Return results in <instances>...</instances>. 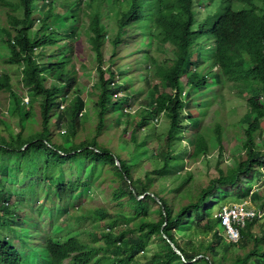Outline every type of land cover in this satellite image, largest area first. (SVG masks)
Instances as JSON below:
<instances>
[{
    "label": "trees",
    "instance_id": "1",
    "mask_svg": "<svg viewBox=\"0 0 264 264\" xmlns=\"http://www.w3.org/2000/svg\"><path fill=\"white\" fill-rule=\"evenodd\" d=\"M59 4L63 11L57 10ZM0 9L5 14L0 41L12 70H0V92L11 95L19 124L14 132L0 117V129L8 132L0 133V160L9 161L0 164V264H264V218L249 219L237 242L224 240L208 219L227 197L228 203L260 198L253 179L264 175V0H0ZM79 12L90 19L86 33L96 59L93 108L80 94L86 85L77 87L71 65L75 41L83 33ZM106 39L112 54L105 68ZM125 44H137L129 48V57L145 55L142 72L141 58L135 59L137 82L129 68L123 75ZM14 74L27 89L28 104L15 90ZM122 89L129 92L116 98ZM74 92L77 100L68 118L60 106ZM225 93L246 107L239 120L246 124L239 137L245 153L229 164L223 162L224 140L239 124H226ZM83 111L96 116V125L93 135L78 142L86 123ZM162 116L167 129L159 132L154 120ZM114 124L122 127L117 144L100 141ZM144 148L155 164L141 176L136 172ZM213 148L219 150L217 174L197 181L183 158L197 162ZM85 167L109 179L119 206L112 209L116 214L97 209L95 216L107 219L108 229L95 234L94 242L83 241V231L75 228L85 219L75 213L66 222L61 216L68 206L57 208L65 199L80 204L89 197L90 189H83L90 180L80 179ZM12 173L21 177L16 183L25 187L23 192L7 191L14 185L8 182ZM35 203L34 211L21 207ZM49 212V221L39 219ZM61 222L73 229L67 231ZM215 223L223 227L218 217ZM205 227L214 230L207 242L198 239ZM152 237L157 248L148 254L146 241ZM141 252H146L142 260Z\"/></svg>",
    "mask_w": 264,
    "mask_h": 264
},
{
    "label": "rangeland",
    "instance_id": "2",
    "mask_svg": "<svg viewBox=\"0 0 264 264\" xmlns=\"http://www.w3.org/2000/svg\"><path fill=\"white\" fill-rule=\"evenodd\" d=\"M57 10L59 11H63V7L62 5H58L57 6ZM4 11L0 9V24H1V20L4 19ZM78 23H80L81 27L83 28V33L81 34L80 38L78 41H75V49L73 50V53L71 54V65L75 66V70L77 71L78 74V82H77V87H81L86 85L84 92L80 93L82 95V97L84 98V100H88V104L90 106V108L94 107V101L96 99V94L93 93V84L97 81V71H96V59H95V55L91 50L90 47V43L88 41V34L86 33L87 31V25L89 23L88 18H84L82 16V12H79L76 16ZM39 24V21L37 20L35 22V28H37ZM61 27L63 26V23H60ZM0 38L3 39L4 37H2L1 33H0ZM108 39H106V49L104 52V59H105V68L108 65V60L111 57V51L109 49L108 46ZM4 42L0 41V70H9L10 72H12L11 69H8L7 64L5 63L8 56H9V52L8 50H6L4 48ZM137 47V44H132L130 46L128 45H124L125 51H122L120 54L121 56L124 58L121 61V64L123 66H125L126 71L125 73H123L124 77L128 76L129 73L128 70L130 69V75L135 78L134 81H136V76L138 73V69H137V64H136V58L139 57L142 60V63L140 65V70L141 72L144 70V65H145V55L143 54V56L140 54H136L133 53L132 55H130V57L127 55V52L129 51V48L135 49ZM131 63V67L129 66V64ZM129 68V69H128ZM106 77H108V74L106 73L105 75ZM119 78V77H118ZM118 78L116 81H118ZM53 81L50 79L49 83H52ZM13 84L15 87V90L17 91V94L21 97V99L28 104L29 102V97H28V93H27V89L24 88V86L21 83L20 77L16 76V74L13 75ZM138 84V83H137ZM129 91H125L124 89H122L120 92L117 93V97H122L123 94L128 93ZM226 98L228 99L227 101V111L225 113V117H226V124L230 125V124H239V120L240 118L246 113V107L243 103H241V100L237 97L234 96L233 94H229V93H225ZM77 95L76 92L71 93L70 98L67 101H63L61 103L60 109L61 111L65 112V114L67 115L68 118H70L74 104L77 100ZM122 104H124L122 102ZM124 105H128V103L125 102ZM138 103L134 106V108L136 109L138 107ZM36 113H37V118L40 119L39 116V108L38 106H36L35 108ZM82 118H84L86 120L85 123V127L83 129H81L79 131V137H78V142L81 140L86 139L87 137L93 135L92 130L94 129L95 125H96V116L91 113L90 116L86 115V111H83L82 113ZM0 117H2L3 119L7 120L10 124H11V130H13L14 132H17L19 130V124H18V115H17V111L14 109V101L11 97V95L8 92L5 91H1L0 92ZM89 117V118H88ZM212 118V114L206 118V122H209ZM56 119L55 115H51L50 121L53 122ZM115 122V121H114ZM155 124H156V128L157 131L159 132H163L167 129V121L165 119L164 116L162 117H158L155 118L154 120ZM246 124H239V127H231L228 132H227V136L224 140V146H225V153L223 156V162L229 164L233 161V159L235 158H242L244 156V150L242 149V144L239 140V137L241 136L242 133V126H245ZM241 126V127H240ZM262 126L264 128V119L262 120ZM66 126L63 125V129H62V133L64 132V139L65 140H69L70 136H68V133L66 132ZM131 130V129H130ZM0 133L3 135H8V132L5 131V129L2 127V129H0ZM122 133V127H117L116 124H114V127L111 128L110 130H108L107 132H105L103 135H101L99 137V140L102 142L107 143L108 140H113V144L116 145L117 142L120 139V134ZM71 139V138H70ZM150 143V142H149ZM146 149L144 148L143 150V154L140 156V161L142 162V168L140 171L136 172V175H141L143 176L144 173L147 170H152L155 164V161H153L152 159L148 158L146 155ZM218 156H219V150L217 148H213L211 153L209 154V156L207 157H201L197 162H192L190 161L188 158H183V162L184 164L189 168L192 169L197 181L203 182L205 183L206 181H208L209 177L214 176L215 174H217V161H218ZM8 160H0V164L3 165L4 163H8ZM1 168V167H0ZM65 170H68V167L66 165ZM264 170V169H263ZM15 172V171H13ZM96 175H93L94 171L90 168V167H85L82 171V175H81V180H86L89 179L90 180V184H88V186L84 187V191H86L87 193V188L90 189V195L89 197H84V200H82L80 202V204L82 206L78 207L80 204H70V200L65 199L63 201V203L59 204L57 206V208L62 207V208H67L68 206V212H62V216L61 219H65L69 216V215H74L75 213H77L79 215V218L81 219H85L83 220L81 223H78V226H75V228H78V230H82L83 232L79 233L81 234V239L83 241L86 242H94L95 238L94 235L98 234V237L102 236L103 232H107V224L106 221L107 219H99L97 216H95L97 209L101 208H106L110 211V213L112 212V209L119 207L116 204V200L113 199L112 195H111V191L112 189H110V182L109 179H106L104 177V175L98 171H96ZM98 173H100L101 175H98ZM68 178V177H66ZM75 178V177H73ZM21 179L20 176L16 175V173H12L11 176L8 177V182L9 183H14V185L9 184L7 185V191H11V192H15V191H19V192H23L25 190V187L23 185H18V183H16L17 180ZM30 179H35V180H41L37 177H33ZM29 179V180H30ZM76 180V178L74 179ZM116 185V183H114ZM169 184H171L169 182ZM45 191V186L44 184L40 185L38 187V193L41 196V202L42 204L44 203V197L43 193ZM253 191H257L260 195V198L258 199V201H254L250 198L246 199L244 202L247 204V206L251 209H261L260 207L264 204V175L260 176V178H254L253 179ZM58 199V198H57ZM56 199V200H57ZM124 199V198H123ZM229 197H227V200L224 201L225 203H223L224 206H229L232 205L233 203H238L239 201H234L233 203H228L229 201ZM39 202V201H38ZM222 204V202H221ZM221 204L218 205H214V209L213 212L214 214L212 216H209V223L212 226V228L214 230H218L220 232V234L223 235L224 240L229 241V237H228V233L225 230V228L223 227H218L216 225V216L217 213L219 212V206ZM226 204V205H225ZM21 207L23 209H32L33 211L37 208V203L33 204V205H21ZM48 205H45L44 208H47ZM54 207V206H52ZM49 210H52L51 207H49ZM151 208H156V204L151 203ZM124 210H129V208H123ZM116 214V212H112L111 214ZM50 216H52V213H47L44 215H41L39 217V219L41 220H50ZM156 216V215H153ZM67 222V221H66ZM128 222H134L132 220H129ZM121 225H123L122 221H120ZM56 224H60L59 222H57ZM75 224V223H74ZM48 223H44L41 222L40 227H47L48 228ZM62 226L66 227L67 231H71L73 228H71V225L67 224L65 222H61ZM73 225V224H72ZM120 226L118 227H114V231H117ZM30 228L32 229V226H30ZM214 230L209 231L208 228H202V231L199 233L198 235V239L204 240V241H209L214 233ZM253 231L258 234L259 236L263 233L261 232V229L258 226H255L253 228ZM192 232H194V229L192 230ZM29 243L33 242L32 239L28 240ZM146 245L147 248L145 249V251H148V254H152V252H154V250H156L157 248V240L152 237L149 240L146 241ZM97 244L103 243V241H98L96 242ZM20 246L22 245L21 243H17ZM27 252V251H25ZM238 253H242L243 250L238 248L237 249ZM231 253V252H230ZM146 252L143 254V252L140 253V255H138L139 259H143L145 256ZM139 262V261H138ZM31 263V261H30ZM65 264H70L68 263V261L66 260ZM103 264V263H102Z\"/></svg>",
    "mask_w": 264,
    "mask_h": 264
},
{
    "label": "built area",
    "instance_id": "3",
    "mask_svg": "<svg viewBox=\"0 0 264 264\" xmlns=\"http://www.w3.org/2000/svg\"><path fill=\"white\" fill-rule=\"evenodd\" d=\"M216 217L220 219L222 226L227 231L229 240L237 242L241 236V229L245 227L248 220L252 218L263 219L264 210L251 209L242 201L229 206H223Z\"/></svg>",
    "mask_w": 264,
    "mask_h": 264
},
{
    "label": "water",
    "instance_id": "4",
    "mask_svg": "<svg viewBox=\"0 0 264 264\" xmlns=\"http://www.w3.org/2000/svg\"><path fill=\"white\" fill-rule=\"evenodd\" d=\"M174 248H175V250H176L178 253H180L179 249H177L176 247H174Z\"/></svg>",
    "mask_w": 264,
    "mask_h": 264
}]
</instances>
